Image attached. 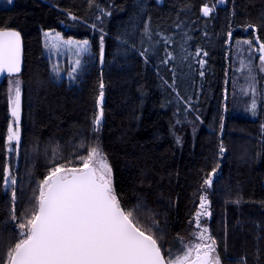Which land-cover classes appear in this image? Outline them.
<instances>
[{"label": "trees", "instance_id": "obj_1", "mask_svg": "<svg viewBox=\"0 0 264 264\" xmlns=\"http://www.w3.org/2000/svg\"><path fill=\"white\" fill-rule=\"evenodd\" d=\"M220 1L0 3V29L19 30L25 44L23 71L0 86V264H7L6 253L19 242L16 225L30 218L33 193L38 196L54 162L82 167L79 158L97 141L121 206L143 205L135 215L152 228L163 253L196 230L199 197L207 195L211 215L200 223L215 239L221 264H264V71L257 50L264 43V0ZM205 5L213 9L208 15ZM44 30L90 41L75 79L55 72ZM248 46L255 91L250 77L238 75L248 69L242 61ZM168 53L175 59L161 63ZM17 80L18 155L7 142L14 125L10 89ZM100 107L96 133L92 120ZM8 165L17 177L15 221L11 191L2 183ZM214 168L211 186L202 188Z\"/></svg>", "mask_w": 264, "mask_h": 264}, {"label": "snow or ice", "instance_id": "obj_2", "mask_svg": "<svg viewBox=\"0 0 264 264\" xmlns=\"http://www.w3.org/2000/svg\"><path fill=\"white\" fill-rule=\"evenodd\" d=\"M7 2L11 3L12 0ZM212 11L213 9L207 5L203 7L205 15ZM60 43L78 50L75 52L77 58L70 73L72 79H75L74 74L81 66L80 53L87 51L89 41L68 39L53 44V47L58 50ZM257 50L264 53V43L260 44ZM100 55L102 60L103 35L100 37ZM194 55L200 56L201 51ZM170 59L175 58L168 53L167 58L161 63L166 64ZM259 59L264 63V55ZM20 63V33L0 29V74L19 73ZM200 63L203 64L204 61L201 60ZM200 75H203V72ZM103 88L101 80L98 96L100 105L104 99ZM252 90L255 91L254 88ZM10 91L13 93L11 116L14 126L8 127L7 142L10 146L15 142L11 151L18 155L21 140L19 80L15 81ZM255 108L253 101V112ZM102 117L103 108L100 107L92 120L93 132L100 131ZM80 147L85 146L81 144ZM86 150L88 155L79 158L82 167H65L54 162L55 166L40 182L38 196L33 193L34 210L31 211L30 218L24 217V222L16 225L21 230L20 238L19 242L6 253L7 264H221L215 239L211 237L207 226L200 223L201 217L211 215L207 195L199 197V211L196 212L194 219L196 230L192 233L195 241H189L183 246L182 255H173L169 251L165 256L152 228L141 226L139 218L135 215L143 205L137 204L128 210L121 206L113 187L111 167L102 153L99 142ZM220 152H224L222 146ZM4 173L2 183L11 191V219L15 221L18 219L15 215L17 177L11 165L4 168ZM215 173L214 168L204 180L202 188L211 186ZM152 226H156L155 221Z\"/></svg>", "mask_w": 264, "mask_h": 264}, {"label": "rangeland", "instance_id": "obj_3", "mask_svg": "<svg viewBox=\"0 0 264 264\" xmlns=\"http://www.w3.org/2000/svg\"><path fill=\"white\" fill-rule=\"evenodd\" d=\"M14 1L15 0H12L11 3H8L7 0H0V3L3 6H5V7H11L14 4ZM158 1L160 3L163 2V1H160V0H158ZM68 39H72V40H76V41H82L80 39L64 37L61 33H59L58 31H55V30H44L43 31V40H44L45 54L49 58L52 59V61L54 63L53 67L55 69V72H57L58 75H61V76H64V77L66 76L67 78L72 79V76H70V73H71L72 68L74 67V61L77 58L76 55H75V52L78 51V50L74 49L72 46H65L62 43L59 44L58 50H57V48L53 47V44H56L58 42H62L63 40H68ZM83 40H85V39H83ZM90 49L91 48H90V41H89V45L87 47V51H84V52L80 53L79 59L81 60V65H82V61H83L84 56L89 54ZM258 53H259V57L261 55H264V53H262L260 51H258ZM251 54H252L251 53V48H250V46H248V55L244 54V58H243L242 61L245 64L250 65V67H248L247 70L241 71L238 75H239L240 78L243 77V76L250 77L251 78L250 88L252 89L255 85H254V83L252 81L253 78H252L250 72L254 69L255 63L250 58ZM258 66H259L260 69L264 68V63H262L260 61V59H258ZM80 68H81V66H80ZM79 69H77V71ZM242 69H243V66H240V70H242ZM77 71H76V73H77ZM262 71H264V70H262ZM13 146H14V142H13V144L11 146H9L10 149ZM100 148L102 150L103 155L105 156V153H104L102 147H100ZM106 160H107V158H106ZM107 163L109 164L108 160H107ZM111 176H112V181H113V170H112V168H111ZM202 222L204 223V221H202ZM192 232L193 231L190 230L189 232L185 233V235L183 237V243L181 242V245L176 250H172L171 251V253L173 255H175V254H181L182 255L183 254V250H182L183 246L185 244H187L189 241H193V242L195 241V237H193ZM168 252L169 251L164 253L165 256L168 255Z\"/></svg>", "mask_w": 264, "mask_h": 264}, {"label": "water", "instance_id": "obj_4", "mask_svg": "<svg viewBox=\"0 0 264 264\" xmlns=\"http://www.w3.org/2000/svg\"><path fill=\"white\" fill-rule=\"evenodd\" d=\"M220 2H221V4H223L224 0H221ZM3 30H13V31L19 32V30L15 29V28H3ZM19 33H20V38H21V63H20V69L21 70H20L19 73H3V74H0V86L4 83L5 79L8 76L19 75L23 71V68H24V55H25V44H24V38H23L21 32H19ZM103 102H104V100H103ZM21 122H22V118H21V115H20L19 125L21 124Z\"/></svg>", "mask_w": 264, "mask_h": 264}, {"label": "bare ground", "instance_id": "obj_5", "mask_svg": "<svg viewBox=\"0 0 264 264\" xmlns=\"http://www.w3.org/2000/svg\"><path fill=\"white\" fill-rule=\"evenodd\" d=\"M160 1H163V0H160Z\"/></svg>", "mask_w": 264, "mask_h": 264}]
</instances>
